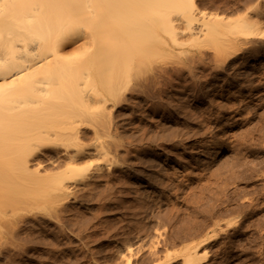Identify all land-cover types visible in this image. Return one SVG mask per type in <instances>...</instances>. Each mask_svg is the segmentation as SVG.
<instances>
[{
	"label": "rangeland",
	"instance_id": "1",
	"mask_svg": "<svg viewBox=\"0 0 264 264\" xmlns=\"http://www.w3.org/2000/svg\"><path fill=\"white\" fill-rule=\"evenodd\" d=\"M195 4L194 19L206 12L207 22L231 25L185 36L175 49L164 33L132 62L95 57L89 89L107 104L77 108L87 127L76 142L87 152L78 166L94 178L71 201L47 181L36 216L2 221L0 264H186L188 251L201 264H264V0ZM123 5L146 12V22L187 12L181 0ZM247 13L258 23L250 38L236 26ZM234 36L241 46L227 53ZM105 82L128 101L116 104Z\"/></svg>",
	"mask_w": 264,
	"mask_h": 264
},
{
	"label": "bare ground",
	"instance_id": "2",
	"mask_svg": "<svg viewBox=\"0 0 264 264\" xmlns=\"http://www.w3.org/2000/svg\"><path fill=\"white\" fill-rule=\"evenodd\" d=\"M125 1L0 0V224L5 222L6 228L12 213L23 219L37 215L33 206H38L47 181L53 183L57 197L71 201L76 190L94 178V173L78 166L87 152L76 142L87 127L77 108L85 110L92 101L107 104L96 89H89L97 55L132 62L148 42L164 39V33L169 39L163 42L175 49L185 36L212 34L231 25L224 18L207 22L206 12L194 19L195 0H181L187 9L184 15L164 13L148 22L146 12L124 13ZM246 15L236 26L243 37L250 38V28L258 23H250ZM231 38L227 53L241 46L237 36ZM79 40L74 47L72 42ZM72 48L75 60H68L66 54ZM102 88L115 92L116 104L128 101L127 90L121 86L105 82ZM96 154L111 156L105 148H97ZM143 183L145 189L152 187L147 177ZM30 191L33 198L27 194ZM16 195L17 206L12 205ZM6 240L2 236L0 246ZM185 263L201 264L196 251H188Z\"/></svg>",
	"mask_w": 264,
	"mask_h": 264
}]
</instances>
